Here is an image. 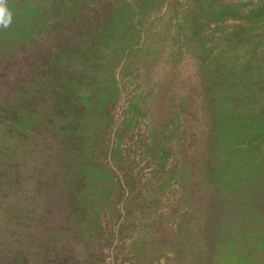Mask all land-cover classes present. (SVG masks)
<instances>
[{
  "label": "trees",
  "instance_id": "trees-1",
  "mask_svg": "<svg viewBox=\"0 0 264 264\" xmlns=\"http://www.w3.org/2000/svg\"><path fill=\"white\" fill-rule=\"evenodd\" d=\"M260 43L264 0H0V65L17 73L0 103V264H264ZM37 118L62 152L40 179L15 154ZM28 183L54 210L43 247L7 219Z\"/></svg>",
  "mask_w": 264,
  "mask_h": 264
},
{
  "label": "rangeland",
  "instance_id": "rangeland-1",
  "mask_svg": "<svg viewBox=\"0 0 264 264\" xmlns=\"http://www.w3.org/2000/svg\"><path fill=\"white\" fill-rule=\"evenodd\" d=\"M262 32H263V30H261L260 32L258 30L253 31L254 34L253 33L251 34V35H253V37H250L249 39L252 38L251 40H253V41L259 40V38L261 36H263ZM255 35L257 37L254 38ZM205 40L207 41V44H209L210 48L216 46V48H212V49L220 50L221 47L217 43H214L215 42L214 40H212L211 38H210V40L204 39V41ZM252 44L255 45L256 43H252ZM248 47H250V46H246V48H248ZM259 56H260V59L262 61H264V43H260ZM0 69H1V72H0V103L1 104L3 103V105H4V102H1L3 99L2 96L5 93V89H4L5 86L4 85L8 82V80L11 81L13 79V77L17 75V73L15 70L16 68H11L9 66H6V64H3V65L1 64ZM30 73L31 72H28V79H29L28 81L32 82L33 81L32 77H31L32 74H30ZM179 75L181 76V78H180L181 85H180V88L177 87V89L178 90L186 89L188 81L192 80V73H190V71L184 66V63L179 68ZM116 77L118 79L119 76H116ZM181 93L185 94L184 91ZM6 100H9V99H6ZM4 109H6V108H4ZM122 110L123 109H119L117 111V113H118L117 116H118L119 120L122 119V115H121ZM1 116L2 115L0 113V117ZM0 120H2V119H0ZM36 123H37V127L35 125L36 128L32 129V132H34L33 138L31 141V143L34 145L32 152L29 153L30 147H29V149L27 146L21 148V143H20L21 141L19 140L18 144L15 146V148H16L15 154L21 156V162L23 165L22 167H24V170H26V168L29 164L32 167V170H31L32 174L35 173L34 176H36L38 174L39 179H40V176L45 175V174L55 175L54 171L59 169V166H58L59 164L57 163V161L60 160V156H62L61 155L62 152L60 151L61 149L59 148V145H60L59 135L55 132L51 133V131H52L51 129L45 130L44 125H40L38 118H37V121H35V124ZM0 125H4L2 123V121L0 122ZM1 130H7V129H1ZM5 139L6 140H4V144H2V145H1V143L3 142V140L0 139V150H1V147L3 145L5 146L6 144H9V142L11 143L10 139H7L6 137H5ZM60 139H61V137H60ZM58 141H59V143H58ZM10 145L11 144H9V146ZM63 167H65V165ZM24 183H25V181H24ZM29 185L30 184L28 183L27 186L19 187L20 193H23V192L26 193L25 194L26 200L24 201L25 203L21 204L22 200H24V199L19 200V197H16V200L13 201V203L16 204V207L13 206L11 208V211H10L11 213H10V215L8 214L9 216L7 219H9V217L12 218L14 216V214H16L15 210L17 209L19 211L18 212V216H20L19 218L20 219L24 218L22 220L24 222L28 223V231L31 230L30 228L33 226V223L36 225V227L39 228L38 230H35L36 233L33 232V235H34L33 236V239H34L33 242H36V244H33L32 247H34L35 245H37V247L38 246L43 247V246H41V245H43V243L41 244V242H48V241H41L43 239L41 236L42 233L40 231L41 230L43 231V229H47V226H49V221L51 220V218H53L51 216L54 214V210H53V214H51L52 213L51 208L49 207V205H47V203L45 204V202L42 198L36 196V198L34 199V196L33 195L31 196L30 189L27 188ZM2 198H4V197H2ZM59 199H61V198H59ZM11 202H12V200H8V198L0 199V213L1 214H4V211H6V209H8V207H6L7 204H9ZM13 208H15V209H13ZM19 222H21V220ZM54 226H55V223L52 224V226L49 227L47 230L53 231ZM20 236H24V233L21 232ZM44 236H45V234H44ZM45 237L48 238V236H45ZM45 237H44V240H45ZM19 240L22 241L23 238L21 237V238H19ZM57 245H62V244H57ZM46 246H47V247H45L46 253L49 255V257H53L54 255H56L55 249L56 250L60 249V251L62 252V254H61L62 256H65L67 258L69 256L73 257L72 260L70 257L71 263H72V261L75 260L74 256H76V251L74 250L72 252V248L70 247L71 245L68 246L67 244H65L63 246L55 247L56 243H53L52 245H51V243H49ZM32 254L33 255L30 258L34 257V253H32ZM72 264H74V263H72Z\"/></svg>",
  "mask_w": 264,
  "mask_h": 264
}]
</instances>
